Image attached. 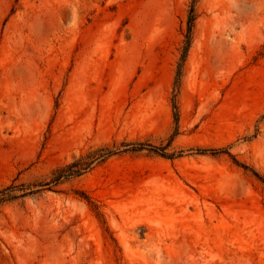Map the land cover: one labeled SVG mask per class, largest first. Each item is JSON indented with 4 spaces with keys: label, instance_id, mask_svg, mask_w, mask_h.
I'll list each match as a JSON object with an SVG mask.
<instances>
[{
    "label": "rangeland",
    "instance_id": "obj_1",
    "mask_svg": "<svg viewBox=\"0 0 264 264\" xmlns=\"http://www.w3.org/2000/svg\"><path fill=\"white\" fill-rule=\"evenodd\" d=\"M105 146L0 264H264V0H0V187Z\"/></svg>",
    "mask_w": 264,
    "mask_h": 264
},
{
    "label": "trees",
    "instance_id": "obj_2",
    "mask_svg": "<svg viewBox=\"0 0 264 264\" xmlns=\"http://www.w3.org/2000/svg\"><path fill=\"white\" fill-rule=\"evenodd\" d=\"M195 18L194 15V9L193 6L191 7L189 11L188 16V27H187V34H186V40L184 45V54H182L181 61L184 60L185 51L188 48V45L190 43V31L192 27L193 20ZM181 76V64L178 65V70L176 73V79L174 82V89H173V108L175 109L174 113V119H178V111L177 106L175 104V96H176V89L179 85V79ZM154 150H158V147H153ZM198 152H205L207 149L201 148L197 149ZM114 151L110 149L109 147H101L97 149L90 150L86 152L85 154H80L77 157H75L73 160L63 163L57 167H55L51 173L48 179L40 180L35 183H29L25 185L24 183L17 184L16 178L12 179L10 183L0 187V203L8 200H12L30 193H35L40 190L44 189H52L54 186H57L65 181H68L69 179H72L74 177H77L87 171L91 168V166L99 161H103L108 156L112 155ZM256 174V173H255ZM256 176L259 177V175L256 174ZM261 178V177H259ZM264 181V180H263ZM35 188V189H34Z\"/></svg>",
    "mask_w": 264,
    "mask_h": 264
}]
</instances>
